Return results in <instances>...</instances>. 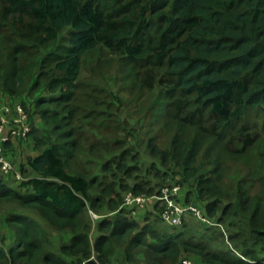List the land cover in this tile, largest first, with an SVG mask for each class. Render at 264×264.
Masks as SVG:
<instances>
[{
    "label": "trees",
    "instance_id": "trees-1",
    "mask_svg": "<svg viewBox=\"0 0 264 264\" xmlns=\"http://www.w3.org/2000/svg\"><path fill=\"white\" fill-rule=\"evenodd\" d=\"M100 49L136 71L147 90H162L169 119L194 130L189 144L181 137L180 152L153 149L159 157L154 168L183 176L187 202L194 192L246 260L212 251L214 235H204L203 242L183 231L157 235L147 227L131 235L138 226L123 211L99 219V230L109 234L91 240L87 212H100L109 196L111 212L119 205L111 189L96 195L94 187H101L96 179L72 173L82 146L77 103L88 96L81 74ZM4 54V94L20 97L31 84L50 96H38L34 108L20 102L33 122L29 138L39 154L21 165L26 180L17 189L0 176V202L35 211L72 238L61 255L48 253L38 222L15 213L8 223L16 242L0 247V264H73L64 257L78 258L76 264H113L111 245L128 240L135 249L147 248V264H176L184 254L206 264H264V154L251 156L264 143V0H0V57ZM35 109L48 135L37 131ZM249 154L248 173L231 174L227 188L220 174L227 161ZM201 156L207 165H198ZM126 157L117 164L121 170ZM144 188L136 185L134 193H147ZM192 221L198 223L192 219L182 227Z\"/></svg>",
    "mask_w": 264,
    "mask_h": 264
},
{
    "label": "rangeland",
    "instance_id": "rangeland-1",
    "mask_svg": "<svg viewBox=\"0 0 264 264\" xmlns=\"http://www.w3.org/2000/svg\"><path fill=\"white\" fill-rule=\"evenodd\" d=\"M7 67L8 61L4 54L0 57V78L6 73ZM80 81L85 85L86 88L83 90L88 96L81 99L82 103H77L78 105L82 104L79 106L81 120L77 124L82 146L81 152L72 166V173L83 174L89 179H96L97 184H101V187H94L93 193L104 196L101 190L109 188L113 192L111 198L119 204L117 211L111 212L107 203L110 199L109 196L100 208V212L92 213L97 215L99 219L105 217L109 220L114 219L117 213L123 211L124 216L137 223L138 228L132 231L131 235L143 230L145 227H147L146 230L154 231L157 235L183 231L188 238L194 237L197 241H203L204 235H214L217 248H211V250L233 255L235 252L232 251L231 253L230 246L227 244L225 246L216 228L206 229L207 227L194 221L189 222L184 227L173 228L163 223L152 203L143 208H136L134 211L128 210L124 206L126 196L129 193L135 194L134 188L136 185L145 187L144 189L147 192L145 194L148 197L153 196L164 187L181 186L182 190L178 202L180 205L185 204L184 199H181L186 194V191L183 190L185 189L183 176L178 175L179 173L177 175L176 173H163L159 171V168H154L159 157L152 153L153 149L158 148L160 154L164 152L177 153L180 152L176 147L180 144L181 137H184L183 141L186 140L189 144L195 136L194 130L190 127L178 126L169 119L167 115L168 101L164 92L159 88L152 91L147 90L141 85L136 71L125 65L116 55L102 49L94 52L93 57L87 60ZM95 89L98 90L95 91ZM0 92L5 93L1 83ZM111 94H114L118 99H115ZM38 96L48 99L50 95L44 90L40 92L33 91L30 84L26 92L17 99L34 108ZM34 114V117L44 125L40 129L36 127L37 131L40 134L45 132L48 135L50 131L45 127L40 113L35 109ZM64 115L68 117V114ZM176 137H178V140ZM27 143L31 144V139ZM21 145L22 142L14 144V147L7 153L8 158L18 169H21L23 164L21 162L27 154V150L23 154H19L17 148ZM148 145L150 146L148 147ZM91 147L92 151H90ZM258 153L264 154L263 142L251 151L252 158H255ZM123 155L127 157L124 162L122 161L125 168L121 170L117 167V164L121 162ZM252 158L249 154L245 157H234V159L227 161V167L223 170V173H220L227 188L231 174L242 173L241 175H243L248 173ZM105 163H109L108 168L110 169L104 172ZM207 163V160L201 156L198 165H207ZM212 168L207 166V170ZM132 169L134 170L132 171ZM159 174L160 176H157ZM7 182L17 189L19 183L12 177ZM150 189L153 190L152 193H150ZM190 204L205 211L204 205L197 201V198L193 195L190 197ZM15 213L35 219L39 225L40 239L45 251L54 255H61V246L68 244L72 238L69 231L59 230L49 225L35 211H26L17 204L7 202H0V247L8 249L10 246L15 245L14 232L12 226L8 223V218ZM87 213L92 226L90 238L93 242L100 234H109L108 231L102 232L99 230L97 226L99 219L94 220L91 212ZM137 219H140V221L138 222ZM222 227L226 232V226L222 224ZM217 229L221 232L219 228ZM227 235L229 236L228 231ZM146 241L151 240L146 238ZM228 247L230 250H228ZM110 249L113 264H147V248L135 249L130 246L129 240L125 244L113 242ZM64 259L73 264L79 262L78 258L64 257ZM185 261L190 264H206L203 258L189 254H184L176 264H183ZM164 264L174 263L166 261Z\"/></svg>",
    "mask_w": 264,
    "mask_h": 264
},
{
    "label": "built area",
    "instance_id": "built-area-1",
    "mask_svg": "<svg viewBox=\"0 0 264 264\" xmlns=\"http://www.w3.org/2000/svg\"><path fill=\"white\" fill-rule=\"evenodd\" d=\"M32 130L33 122L22 103L8 102L0 104V174L4 180H8L11 177L17 182L26 180L21 170L16 168L14 163L8 158L7 153L14 147V144L18 142L26 143L30 139L29 135ZM181 190V186L173 185L164 187L149 197L146 194L129 193L125 198L124 206L128 210L134 211L136 208H143L152 203L163 223L173 228H180L185 222L192 219L201 225L219 228L224 234L226 244L230 246L236 255L246 260L235 251L227 232H225L220 223L208 218L204 210L193 204H179L178 197ZM91 214L94 220L99 219L97 215L92 212ZM183 264L190 263L185 261Z\"/></svg>",
    "mask_w": 264,
    "mask_h": 264
},
{
    "label": "crops",
    "instance_id": "crops-1",
    "mask_svg": "<svg viewBox=\"0 0 264 264\" xmlns=\"http://www.w3.org/2000/svg\"><path fill=\"white\" fill-rule=\"evenodd\" d=\"M8 102H11V103H12V102L20 103V102H22V101L18 100L17 97H14V98H13V97L8 96L7 94H4V93L0 92V104H2V103H8ZM27 106H28V105H27ZM28 107H29V106H28ZM33 121H34V123H36L35 126H36L38 129L44 127V125L42 124V122L38 121V119H36V117H34ZM28 145H29V146H28ZM25 150H27V154H26V158L21 162V163H23V164H25V163L27 162V159H28L29 157L37 156V155L39 154V152L36 151V150L34 149L32 143H31V144H29V143L26 144V143H23V142H22V145L19 146V147L17 148V151L19 152V154H23ZM32 176L35 177V176H37V175H36V174H33ZM183 190L186 191V194H184L183 197H182L181 199H184V201H185L184 203L187 204V203H188V202H187V192H188V189L185 188V189H183ZM192 194H193V196L196 197V194H195L194 192H193ZM181 199H180V200H181ZM188 204H190V203H188ZM147 208H149V207H147ZM137 221L139 222L140 219H137Z\"/></svg>",
    "mask_w": 264,
    "mask_h": 264
}]
</instances>
